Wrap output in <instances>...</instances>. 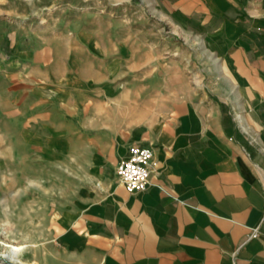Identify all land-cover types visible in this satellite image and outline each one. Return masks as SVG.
I'll return each instance as SVG.
<instances>
[{
    "label": "crops",
    "instance_id": "crops-1",
    "mask_svg": "<svg viewBox=\"0 0 264 264\" xmlns=\"http://www.w3.org/2000/svg\"><path fill=\"white\" fill-rule=\"evenodd\" d=\"M142 1L166 28L161 47L125 61L99 49L94 66L70 50L75 72L52 80L57 97L19 112L30 122L15 135L47 145L34 161L17 137L9 151L14 183L31 190L19 257L264 264V0ZM133 145L152 151L137 192L115 172Z\"/></svg>",
    "mask_w": 264,
    "mask_h": 264
},
{
    "label": "rangeland",
    "instance_id": "rangeland-1",
    "mask_svg": "<svg viewBox=\"0 0 264 264\" xmlns=\"http://www.w3.org/2000/svg\"><path fill=\"white\" fill-rule=\"evenodd\" d=\"M165 31L142 0H0V151L8 161L0 164V264H35L21 257L22 263L12 262L1 254L6 242L30 244L24 235L31 230L30 216H26L31 199L22 194L27 189L24 184L14 183L17 168L11 164L12 140L19 139L30 161L47 150L44 139L32 143L15 135L16 125L30 122L26 117L20 119L19 112L38 96L57 97L53 81L75 72L65 55L70 50L82 49L91 66L98 63L99 49L108 53L106 61L118 54L125 61L124 54L132 48L161 47ZM172 43L168 38V48ZM135 58L138 56L129 55L126 62ZM79 70L76 68L82 74ZM27 115L23 112L22 117ZM6 177L12 180L7 185Z\"/></svg>",
    "mask_w": 264,
    "mask_h": 264
},
{
    "label": "built area",
    "instance_id": "built-area-1",
    "mask_svg": "<svg viewBox=\"0 0 264 264\" xmlns=\"http://www.w3.org/2000/svg\"><path fill=\"white\" fill-rule=\"evenodd\" d=\"M151 164V149L146 146L133 145L128 148L127 156L118 162L115 172L128 191H142L148 184Z\"/></svg>",
    "mask_w": 264,
    "mask_h": 264
},
{
    "label": "bare ground",
    "instance_id": "bare-ground-1",
    "mask_svg": "<svg viewBox=\"0 0 264 264\" xmlns=\"http://www.w3.org/2000/svg\"><path fill=\"white\" fill-rule=\"evenodd\" d=\"M7 247L5 251H2L1 254L5 258L9 259L12 262H21L19 256L25 250L26 246L24 244L15 243V242H6L4 243ZM22 263V262H21Z\"/></svg>",
    "mask_w": 264,
    "mask_h": 264
}]
</instances>
